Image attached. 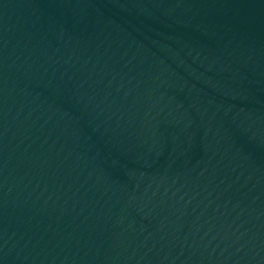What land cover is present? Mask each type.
<instances>
[{
  "label": "water",
  "instance_id": "obj_1",
  "mask_svg": "<svg viewBox=\"0 0 264 264\" xmlns=\"http://www.w3.org/2000/svg\"><path fill=\"white\" fill-rule=\"evenodd\" d=\"M0 264H264V0H0Z\"/></svg>",
  "mask_w": 264,
  "mask_h": 264
}]
</instances>
